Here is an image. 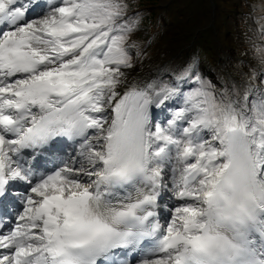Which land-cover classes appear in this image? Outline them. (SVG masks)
I'll return each mask as SVG.
<instances>
[{
    "label": "snow or ice",
    "instance_id": "snow-or-ice-1",
    "mask_svg": "<svg viewBox=\"0 0 264 264\" xmlns=\"http://www.w3.org/2000/svg\"><path fill=\"white\" fill-rule=\"evenodd\" d=\"M126 9L0 0V205L22 208L0 231V264H264V83L219 93L190 65L175 84L121 90L135 47ZM175 97L154 122L150 108ZM57 138L79 143V168L36 177L21 150L55 154ZM169 182L183 203L161 224Z\"/></svg>",
    "mask_w": 264,
    "mask_h": 264
},
{
    "label": "rangeland",
    "instance_id": "rangeland-1",
    "mask_svg": "<svg viewBox=\"0 0 264 264\" xmlns=\"http://www.w3.org/2000/svg\"><path fill=\"white\" fill-rule=\"evenodd\" d=\"M123 2L130 5L128 19L136 23L129 40L135 45L129 50L132 67L122 69L125 81L135 71L164 65L161 81L171 84L172 77L191 65L210 90L219 93L230 87L264 83L260 78L264 63L257 52L264 48V35L259 30L264 24V0H214L218 13L214 26L210 25V0ZM153 5L157 8H150ZM208 70H212L211 76ZM167 71L171 75L165 74ZM178 104L182 106V102Z\"/></svg>",
    "mask_w": 264,
    "mask_h": 264
},
{
    "label": "bare ground",
    "instance_id": "bare-ground-1",
    "mask_svg": "<svg viewBox=\"0 0 264 264\" xmlns=\"http://www.w3.org/2000/svg\"><path fill=\"white\" fill-rule=\"evenodd\" d=\"M156 67V66H155ZM153 69V68H152ZM146 70L143 72H138L135 71L134 73H131V76L126 80V83L124 85L121 86V90H123L124 88L128 87L130 84H137V85H143L144 83H151V82H162L161 79L163 78V69L164 66H160L157 67L156 69L153 70ZM213 70V69H212ZM212 70H208L210 76H211V71ZM220 71V76H221V70ZM230 80L234 81L235 78H231L229 77ZM175 79V78H174ZM239 79V78H237ZM177 81L172 80V84H175ZM182 82L179 81V83ZM261 85V84H260ZM260 85H257L256 87L253 88H258ZM181 87V86H180ZM182 90V89H181ZM182 100V98L180 97H175L174 98V103L171 104L170 102H167L166 105L163 108H160L161 112L156 113V109L154 106L150 108V115L152 117V120L158 121V122H163L165 121L166 118H168L170 116V109L175 107V101H180ZM79 151H80V145H78L74 152H72L71 149H69L68 147L64 146V145H60L57 149V155L60 156L61 158H63L66 162L70 161L68 166L71 167L72 163V158L78 156V161H79ZM50 159V155H48L46 157V161H44L45 164H47L48 160ZM80 164H78V166L76 168H79ZM86 179V178H85ZM172 185L169 182V190L167 192V199L170 203L174 204L175 207L180 205V202L176 200V198L174 197V193L171 191ZM22 211V210H21ZM170 219V217H169ZM168 219V220H169Z\"/></svg>",
    "mask_w": 264,
    "mask_h": 264
}]
</instances>
